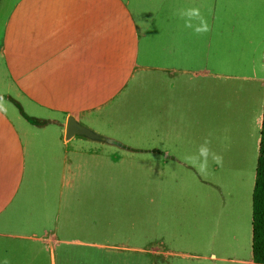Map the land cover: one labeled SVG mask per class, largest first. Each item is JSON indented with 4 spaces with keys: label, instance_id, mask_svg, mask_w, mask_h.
Listing matches in <instances>:
<instances>
[{
    "label": "crops",
    "instance_id": "crops-1",
    "mask_svg": "<svg viewBox=\"0 0 264 264\" xmlns=\"http://www.w3.org/2000/svg\"><path fill=\"white\" fill-rule=\"evenodd\" d=\"M0 5V92L5 96L0 106L7 110L0 111V232H32L29 220L44 217L36 211V203L42 207L37 193L41 183L32 180L30 160L38 145L34 135H50L31 133L20 115L8 112L9 92H28L32 101L45 106L35 92L76 90L80 77L95 75L82 88L90 89L96 76L112 73V60L142 57L149 37L151 57L160 61L152 64L149 76V234L152 253L165 254L157 256L156 264H262L253 257V192L264 111V0H7ZM193 7L206 19L208 32L196 34L197 17L182 18ZM130 28L133 34H127ZM164 34L166 46L159 49L154 44ZM67 76L70 87H64ZM226 89L237 92L259 120L252 144L254 168L247 193L239 194L238 176L226 187H215L225 208L212 207L207 229L191 209L193 199L201 196L199 185H211L191 162L200 146L195 128L208 114L219 115ZM115 107L111 116L131 118V109L124 112L122 102ZM109 132L117 138L126 135L115 127ZM58 135L57 143H41L56 178L64 163L65 176L56 184L55 217L59 210H69L73 223L75 212L86 210L79 219L90 233L88 215L95 207L92 193H83L89 186L87 171L96 161L105 170L111 148L84 132L60 129ZM97 148L102 156L95 155ZM119 220L127 230L126 218L120 215ZM134 230L123 233L137 235Z\"/></svg>",
    "mask_w": 264,
    "mask_h": 264
},
{
    "label": "rangeland",
    "instance_id": "rangeland-1",
    "mask_svg": "<svg viewBox=\"0 0 264 264\" xmlns=\"http://www.w3.org/2000/svg\"><path fill=\"white\" fill-rule=\"evenodd\" d=\"M5 2L7 0H1L0 4ZM3 14L2 5H0V20ZM133 33L134 28L127 31V34ZM165 36L166 34L157 37L154 45L159 49H165ZM143 45L142 57H136L138 58L136 60L129 57L126 60H112V63L116 64L115 68L112 67V73L96 76L95 85L90 89L82 88L88 84V80L91 84L95 75L80 77L78 84H74L78 87L76 90L35 92L36 98L41 95L45 99L47 104L45 106L32 101L28 92L17 90L9 92L8 112L14 118L20 115L22 122L29 126L28 130L31 133L45 132L50 135L46 137L34 135V142L38 145L32 150L30 160L32 180H38L41 183L37 193L42 207L39 208V204L36 203V211H40L44 217L41 220H29L32 232L22 233L17 230L8 231L5 235L2 231L0 232V264H4L5 259L8 264H153V262L156 264L157 256L165 255L158 254L156 251L152 253L153 246L150 245L149 234L151 200L149 76L152 64L160 63V61L151 57L149 37L144 39ZM144 79L147 81L145 82ZM64 83V87L71 86L70 76L66 77ZM3 95L0 92V99L5 98ZM14 100L23 106L28 115L48 119L50 122L42 126L30 123L22 115ZM30 101L34 104L32 105ZM117 102L123 103L124 112L127 108L131 109L130 119L125 118L123 114L116 117L110 115L116 109ZM104 111L106 115H103ZM213 117L215 116L208 114L205 121L195 128L199 145L206 137L208 138V121L211 123L210 119ZM70 119L90 130L92 135L88 136L95 139L100 146L111 148L105 170L102 163L96 161L93 168L89 167L87 171L89 186L83 188V193L84 195L88 191L92 193L94 196L92 207H95L94 213L88 215L91 222L90 233H86V229L83 228L86 227L83 226L85 222L79 219L86 210L83 212L77 210L75 212L77 219H74L73 223H71L69 210H59L58 219L55 217L56 184L65 176L64 163L59 177L56 178L51 156L41 146L43 142L57 143L58 132L60 129L63 131L67 129V122ZM110 127L121 129L126 135L114 137L113 132H109ZM236 127L239 133L237 137H239L241 128ZM114 140H116L115 144ZM99 153L103 155L97 148L95 155ZM122 165L124 167H121ZM251 165L253 174L254 160ZM243 170L246 169L242 165L239 170L236 169L234 176H238ZM207 172L208 169L203 174L206 175ZM83 176L84 174L80 173V178ZM231 177L232 173L226 174L218 185L222 184L226 187ZM241 180L244 181L243 178ZM207 181L211 183L207 185L216 187L212 180L207 179ZM199 188L201 196L196 200L193 199L191 209L197 217L196 221L208 229L211 226V209L214 205L205 202L206 185L200 184ZM232 196L235 197L234 192ZM104 199L107 201L106 204H103ZM63 214L64 217H61ZM120 215L126 218L123 225L126 223L127 230L133 232L137 227L134 230L138 232L137 235L123 233L127 230L120 225ZM3 238L5 239L2 240ZM88 242L95 245H88ZM154 247L156 249V246Z\"/></svg>",
    "mask_w": 264,
    "mask_h": 264
},
{
    "label": "bare ground",
    "instance_id": "bare-ground-1",
    "mask_svg": "<svg viewBox=\"0 0 264 264\" xmlns=\"http://www.w3.org/2000/svg\"><path fill=\"white\" fill-rule=\"evenodd\" d=\"M252 110L253 108L248 107L237 92L226 89L223 95V105L217 109L219 115L210 119L211 123L208 121L210 147L221 157V162L215 163L209 157L208 172L205 177L212 180L213 185L217 186L226 174L232 173L234 176L236 169L239 170L243 165L246 170L241 171L238 175L239 194L247 193L252 179V144L259 125V120H257L258 118L254 119ZM236 126L241 128L239 137H237L239 133ZM205 190L207 193L205 202L221 208L223 203L218 190L210 185H206Z\"/></svg>",
    "mask_w": 264,
    "mask_h": 264
},
{
    "label": "trees",
    "instance_id": "trees-1",
    "mask_svg": "<svg viewBox=\"0 0 264 264\" xmlns=\"http://www.w3.org/2000/svg\"><path fill=\"white\" fill-rule=\"evenodd\" d=\"M22 115L34 125H46L48 119L30 116L23 106L14 100ZM253 257L257 263L264 264V111L261 131V143L256 168V179L253 192Z\"/></svg>",
    "mask_w": 264,
    "mask_h": 264
},
{
    "label": "clouds",
    "instance_id": "clouds-1",
    "mask_svg": "<svg viewBox=\"0 0 264 264\" xmlns=\"http://www.w3.org/2000/svg\"><path fill=\"white\" fill-rule=\"evenodd\" d=\"M182 18L184 16L192 17L195 16L200 21V26H198L195 29L196 34H204L209 31V25L207 24L206 19L203 17V15L200 13L199 8H189L186 9L184 12L181 13ZM186 27H191L190 23L186 21ZM3 107H0V111H4ZM211 140L209 138H205L203 143L200 144L198 148V155L193 158L191 161L195 167H197L198 171L201 173H204L207 171L208 168V160L209 157L215 162L220 163L221 157L218 156L210 147ZM4 264H8L7 259H5Z\"/></svg>",
    "mask_w": 264,
    "mask_h": 264
},
{
    "label": "water",
    "instance_id": "water-1",
    "mask_svg": "<svg viewBox=\"0 0 264 264\" xmlns=\"http://www.w3.org/2000/svg\"><path fill=\"white\" fill-rule=\"evenodd\" d=\"M67 129L68 131L72 132V131H79V132H84L87 134L92 135V133L90 132V130H88L85 127L80 126L79 124H77L74 120L70 119L67 123Z\"/></svg>",
    "mask_w": 264,
    "mask_h": 264
}]
</instances>
